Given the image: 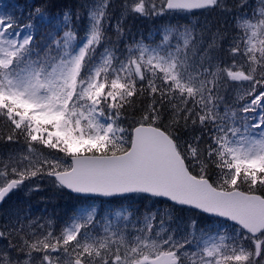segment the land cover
I'll use <instances>...</instances> for the list:
<instances>
[{"label": "snow or ice", "instance_id": "obj_1", "mask_svg": "<svg viewBox=\"0 0 264 264\" xmlns=\"http://www.w3.org/2000/svg\"><path fill=\"white\" fill-rule=\"evenodd\" d=\"M260 4L251 17L238 18L240 35L226 51L216 37L198 48L189 26H166L159 44L137 41L118 55L105 28L110 0H95L86 6L85 36L65 31L42 55L24 30L33 24L21 29L13 15L0 14V142L22 141L24 148L0 156V202L46 175L57 189L85 200L163 199L169 216L189 211L232 222L221 223L224 233L200 229L197 237L192 219L193 231L177 239L163 226L154 231L151 213L133 232L112 220L101 232L95 207H83L58 235L0 231L6 240L16 233L15 242L0 248V264H264V0ZM122 7L125 15L140 16L230 11L226 0H161L159 8L155 0H124ZM36 13L42 20L39 8ZM116 31L118 38L124 33L120 22ZM229 82L250 88L239 96L243 104L221 111ZM137 101L146 103L137 108ZM129 109L139 116L126 128ZM189 129L194 134L182 143L180 133Z\"/></svg>", "mask_w": 264, "mask_h": 264}, {"label": "trees", "instance_id": "obj_2", "mask_svg": "<svg viewBox=\"0 0 264 264\" xmlns=\"http://www.w3.org/2000/svg\"><path fill=\"white\" fill-rule=\"evenodd\" d=\"M87 1L89 0H6L4 1V4L5 6H8L9 15L15 17L22 29H24V25H34L33 28L28 29L34 35V50L40 51L43 55L44 51L47 49H55L56 42L61 41L65 31H72L78 39L84 37V28L87 23ZM123 4L124 0H110L111 7L108 9V17L105 20L107 35L119 49L117 54L125 51L129 46L130 38L132 37H139V41L145 44H159L163 30L166 26H179L182 28L188 25L187 19L176 16L177 12L166 11L165 15H152L140 18L129 16L125 24L121 25L124 29V33L118 38L116 31L118 22L116 21L121 10H123ZM226 4L230 11L225 12L216 9L187 13L191 16L204 15L205 12H208V14H215L214 22H212L207 29L203 30L202 37H200L197 42V47H208L209 44L207 43V40H205L208 33L220 32L223 33V39L220 41L216 40V42L224 49L225 42L228 40V35L240 33V30L237 27V20L245 14L252 13L251 7L246 6V2H244L241 7L242 0H226ZM37 8H39L43 14L42 20L39 14L36 13ZM65 13L69 16L67 21L64 20ZM77 42V40H74L73 44H76ZM224 50L226 51L227 49ZM100 51H103V49H100ZM225 59L228 61L230 60L229 57H225ZM229 83L232 88L233 85L231 82ZM232 92V90L228 91L226 97L230 98L231 96L232 98ZM142 103H146V101H137V108H139ZM138 116L139 111L129 109L127 119L124 120L123 126L126 128L134 127V121ZM180 134L182 136L181 142L183 143V140L191 139L194 133L189 129L187 132L182 130ZM195 134H198V131ZM20 144L23 146L22 141ZM16 146L17 145H12L7 148L3 147L6 151H9ZM44 151L47 153L52 150L45 149ZM156 202L158 206H164L162 205L164 202L161 200L156 199ZM83 203L84 199L72 195L64 189H57L54 187L52 179H49L47 182H43L42 188H38L37 191L33 190L29 195H18L16 190L10 198H8L1 209L15 208L18 211H27L30 214L35 215L46 214L47 217L55 220L59 227L61 223H63L64 226L69 218L75 213L77 206L82 205ZM166 204L169 205L170 203ZM180 212L181 211H177L176 213ZM189 214L194 217L196 225L198 226L203 223L205 224L204 227H207L212 223H218L219 221L204 216L198 212H189ZM65 220L67 222H64Z\"/></svg>", "mask_w": 264, "mask_h": 264}, {"label": "rangeland", "instance_id": "obj_3", "mask_svg": "<svg viewBox=\"0 0 264 264\" xmlns=\"http://www.w3.org/2000/svg\"><path fill=\"white\" fill-rule=\"evenodd\" d=\"M6 1V0H4ZM4 1L0 0V14H8L9 10L8 6H5ZM241 1V0H239ZM95 0H89L87 1V6H91ZM161 0H155V3L157 4V7L159 8ZM247 3L246 6L251 7L252 13L247 14L248 17H251L253 12L258 10L261 6L260 0H245ZM86 14H87V23L84 28V36L86 34V31L89 26V18H88V7H86ZM190 12H177V17H183L187 19V23L194 32L196 41L198 42L199 38L202 37L203 30L207 29L212 22H214V15L215 14H208V12H205L204 15H197V16H191L190 14H187ZM165 15V13L163 14ZM129 16H135L136 18L144 17L140 16L139 14H124V10H121L120 15L117 17L116 22H120L121 25H124L126 20L129 18ZM156 16V15H154ZM161 16V15H160ZM132 24V23H131ZM130 27V24H129ZM22 29V27H20ZM235 28V27H234ZM25 31H30L28 29H24ZM180 30H183V27L180 28ZM231 33V32H230ZM234 33V32H232ZM212 34V35H211ZM217 32H210L208 33L205 40H207V43L210 44L213 41V38L216 37V40H222L219 39L220 37L216 36ZM240 33H235V35H228V40H226L224 49H228L229 45L232 43L233 39L238 37ZM132 37V36H131ZM139 41V37H132L130 38V45H133L135 42ZM172 44H176V40H172ZM57 47V44L55 48ZM128 48V47H127ZM127 48L124 52H126ZM200 48V46L198 47ZM207 48V47H206ZM119 55V53H118ZM229 63L231 60L228 61ZM233 85L232 88L230 86V83L225 87V89H222L221 95L224 97L223 101L220 104L221 111L224 110L225 106H228L230 108L237 107L240 104H243L244 101L239 99V96L243 95L245 91L250 88L249 82H231ZM232 90V98L226 97V94L228 91ZM2 144V145H1ZM12 145H17L15 148L10 149L9 151H6L4 147H10ZM4 146V147H3ZM21 151H24L23 146L21 144H5L3 142H0V156L3 158H7V155L9 153H16L19 155ZM59 156H63V154H57ZM198 171V169H197ZM49 179H52L51 177L44 176H37L35 178H32L31 180H28L25 182V185L22 186L20 189H17L18 195H29L31 192L37 191L38 188H42L43 182H47ZM118 199L112 198H91L88 200H85L82 205L77 206V209L75 213L69 218L68 222L65 220V225L63 226V223L60 224V226H57V223L55 220L50 219L47 217L46 214H30L27 211H18L15 208L10 209H1L0 210V231H12L13 228L20 229L23 228L24 233H43L46 234L47 231L51 230L55 234H59L62 229L66 225H70L72 223V219L75 215L80 213L81 208L87 207L91 209L92 207H95L97 211V224L96 229L98 231L102 232L103 226L107 220H112L114 224H119L121 228H123L125 225H127L128 231L133 232L135 229L144 227V217L146 214L155 213L156 219L152 221L154 231H160L161 227L163 226L164 229H167L169 231H174L176 233L177 239H180L183 235L187 233H191L193 229L191 228V220L194 219L188 211H181L180 213H172L171 216L168 214V206L164 202L162 205L164 206H158L156 203V199L153 198L151 200L148 199H140L139 197H133L132 199H122L121 197H117ZM112 201V202H110ZM163 202V201H162ZM167 207V208H166ZM123 213V216L117 218L116 212ZM127 217V220L124 219V217ZM161 221H163V225H161ZM221 223H226L223 221H218V223H212L210 226L204 227L205 224L201 223V225H196V235L197 237L200 236V229H203L207 235L213 236L216 235L217 232L224 233L225 229L221 227ZM228 224V223H227ZM43 226V227H41ZM228 232L231 233V229H228ZM16 233L13 232V235L9 237V240H12L15 242ZM8 239H0V248H6L8 246ZM195 250L194 248H190L189 251Z\"/></svg>", "mask_w": 264, "mask_h": 264}, {"label": "water", "instance_id": "obj_4", "mask_svg": "<svg viewBox=\"0 0 264 264\" xmlns=\"http://www.w3.org/2000/svg\"><path fill=\"white\" fill-rule=\"evenodd\" d=\"M199 11H204V9H194V10H192L191 12H199ZM168 12H174V11H168ZM53 179V178H52ZM67 192H69L70 194H73V195H76V196H79V197H81L80 195H78V194H75V193H71V191L70 190H68V189H65ZM14 191V190H13ZM12 191V192H13ZM12 192H10L9 194H8V196H6L5 197V199L2 201V202H0V207L3 205V203L6 201V199L12 194ZM94 198H106V197H94ZM107 199H112V198H107ZM161 200H163V199H161ZM170 203V202H169ZM202 214V213H201ZM203 215H206V216H208V217H210V218H216V219H219V220H224L225 221V218H222V217H215V216H209L208 214H203ZM225 222H228V223H232V222H230V221H225Z\"/></svg>", "mask_w": 264, "mask_h": 264}]
</instances>
